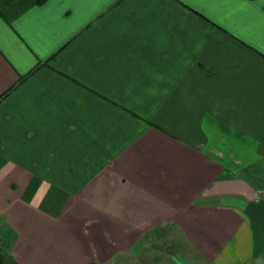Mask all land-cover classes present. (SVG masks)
Returning a JSON list of instances; mask_svg holds the SVG:
<instances>
[{"label": "crops", "instance_id": "0c3cea01", "mask_svg": "<svg viewBox=\"0 0 264 264\" xmlns=\"http://www.w3.org/2000/svg\"><path fill=\"white\" fill-rule=\"evenodd\" d=\"M183 246L264 264V0H0V264Z\"/></svg>", "mask_w": 264, "mask_h": 264}, {"label": "rangeland", "instance_id": "374dc122", "mask_svg": "<svg viewBox=\"0 0 264 264\" xmlns=\"http://www.w3.org/2000/svg\"><path fill=\"white\" fill-rule=\"evenodd\" d=\"M171 236H173L174 239L176 237L175 233L173 232V233H168L166 238H171ZM178 238L181 239L180 237H178ZM178 238L176 237V239H178ZM178 243L182 244L183 242H182V240H178ZM165 248L166 247L163 246V250ZM164 253H165V251L163 252V254ZM180 253L187 256L189 258V260L191 261V263L198 264L195 260V258L197 259V255H195L191 249L187 248L186 246L185 247L183 246L182 249L180 250Z\"/></svg>", "mask_w": 264, "mask_h": 264}]
</instances>
